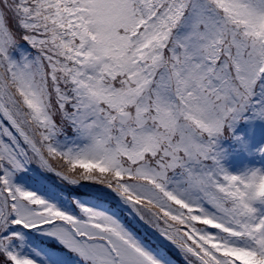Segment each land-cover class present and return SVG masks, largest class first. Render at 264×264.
I'll return each mask as SVG.
<instances>
[{
  "label": "snow or ice",
  "instance_id": "1",
  "mask_svg": "<svg viewBox=\"0 0 264 264\" xmlns=\"http://www.w3.org/2000/svg\"><path fill=\"white\" fill-rule=\"evenodd\" d=\"M256 121L264 0H0V264H264Z\"/></svg>",
  "mask_w": 264,
  "mask_h": 264
},
{
  "label": "rangeland",
  "instance_id": "2",
  "mask_svg": "<svg viewBox=\"0 0 264 264\" xmlns=\"http://www.w3.org/2000/svg\"><path fill=\"white\" fill-rule=\"evenodd\" d=\"M260 121L253 122L249 124L247 122H240L236 125L233 130V135L240 136L241 139H251L253 142L257 139H264L263 135L260 134ZM250 128L253 130V135L250 136ZM220 147L224 150V159L222 160V166L230 173V174H239L241 171L245 169V167H257L264 170L263 166L260 164L258 159H253L244 155L239 151H235V145L229 138V141L224 142L223 140L220 142ZM258 209V205H255Z\"/></svg>",
  "mask_w": 264,
  "mask_h": 264
}]
</instances>
